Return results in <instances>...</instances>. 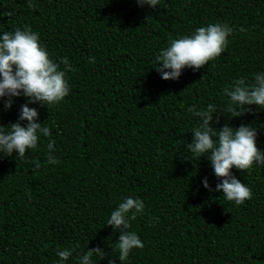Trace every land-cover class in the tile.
I'll use <instances>...</instances> for the list:
<instances>
[{"label": "trees", "instance_id": "16d2710c", "mask_svg": "<svg viewBox=\"0 0 264 264\" xmlns=\"http://www.w3.org/2000/svg\"><path fill=\"white\" fill-rule=\"evenodd\" d=\"M31 2L34 8L29 0H0V36L29 27L74 71L66 73L70 92L58 105H29L51 136L40 134L23 158L0 153V264H57L56 250L77 241L64 264H79L78 256L97 246L107 256H93L94 264H120L119 231L106 224L129 196L146 206L130 229L144 247L123 264H264V165L233 167L253 192L236 205L222 190L204 188L205 177L213 189L220 180L207 156L186 147L200 122L188 108L212 103L223 113L213 114V127L252 124L264 151V109L230 118L223 91L264 72V0ZM215 22L234 27L224 52L197 71L183 69L178 80L162 79L157 53ZM26 99L14 98L8 110L0 99V127L18 119ZM50 140L58 164L47 163Z\"/></svg>", "mask_w": 264, "mask_h": 264}, {"label": "clouds", "instance_id": "9594fccd", "mask_svg": "<svg viewBox=\"0 0 264 264\" xmlns=\"http://www.w3.org/2000/svg\"><path fill=\"white\" fill-rule=\"evenodd\" d=\"M159 2L160 0H136L140 7H155ZM28 7H35L31 0ZM7 15L12 13L8 12ZM239 31L244 32L246 29L241 27ZM233 33L234 27L227 22H215L195 29L190 35L172 39L168 47L157 53L155 68L162 79L178 80L183 69L191 68L197 71L219 57L227 48L228 38ZM89 62L95 63V57H90ZM61 64L64 65L63 69ZM68 71H74L68 58L63 57L56 62L41 42L39 33L31 28L17 27L14 31H6L0 36V99H3V110L11 109L14 98H27L20 106L18 119L10 122L7 129L0 127V153L11 156L15 152L23 158L26 151L37 148L40 134L51 136L49 127L39 122L37 108L29 105L39 103L41 107L50 108L63 101L70 92L66 76ZM223 91L230 98L226 109L230 118L252 112V106H256V110L264 109V72L255 74L252 82H248L244 77L235 79ZM188 111L198 117L200 122L192 130L191 142L187 143L186 147L194 157L207 156L215 176L220 180L213 189L205 177L202 182L204 188L210 192L222 190L225 199L236 205L252 199L251 188L241 182L232 169L235 167L243 171L251 169L254 163L264 165V151L257 145V127L252 124H241L239 127L224 124L219 128L213 127L214 120L219 122V115L214 117L213 114L223 113L212 103L199 109L193 105ZM25 121L26 123H23ZM54 144L55 141L50 140L47 145V163L58 164L59 160L52 155ZM40 167V161L36 160L35 169ZM145 207L141 198L125 197L107 219L106 225L112 226L114 231H119L116 248L120 264L128 259L133 249L144 247L138 234L130 229L131 221L136 220L138 214L142 215ZM79 247L77 241L74 246L58 248L57 264H64L73 257ZM93 256L102 260L107 254L98 246L88 248L86 253L78 256L79 264H94ZM108 264L116 262L109 259Z\"/></svg>", "mask_w": 264, "mask_h": 264}]
</instances>
